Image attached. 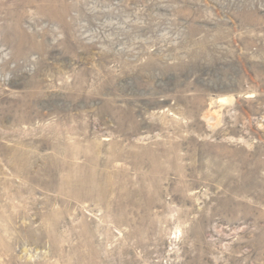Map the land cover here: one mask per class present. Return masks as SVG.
Segmentation results:
<instances>
[{
  "label": "rangeland",
  "instance_id": "obj_1",
  "mask_svg": "<svg viewBox=\"0 0 264 264\" xmlns=\"http://www.w3.org/2000/svg\"><path fill=\"white\" fill-rule=\"evenodd\" d=\"M0 264H264V0H0Z\"/></svg>",
  "mask_w": 264,
  "mask_h": 264
},
{
  "label": "bare ground",
  "instance_id": "obj_2",
  "mask_svg": "<svg viewBox=\"0 0 264 264\" xmlns=\"http://www.w3.org/2000/svg\"><path fill=\"white\" fill-rule=\"evenodd\" d=\"M92 173H93V171H92ZM95 176H96V173H93L91 175L89 174V175H86L85 177H80V178H73V177L66 178V183H67L66 185L72 187V186H74L73 184L78 183L82 187L85 186V187H87V188H85L87 191V193H86L87 195L91 194L94 191L96 193H102L103 190L99 189L101 187L99 186V183H97L98 179L95 178ZM104 195L105 194H103L102 196H104Z\"/></svg>",
  "mask_w": 264,
  "mask_h": 264
}]
</instances>
